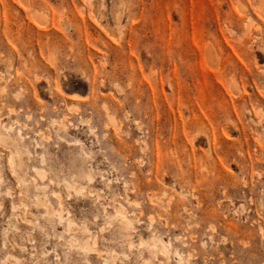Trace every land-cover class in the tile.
Returning <instances> with one entry per match:
<instances>
[{
  "label": "rangeland",
  "instance_id": "1",
  "mask_svg": "<svg viewBox=\"0 0 264 264\" xmlns=\"http://www.w3.org/2000/svg\"><path fill=\"white\" fill-rule=\"evenodd\" d=\"M262 1L0 0V264H264Z\"/></svg>",
  "mask_w": 264,
  "mask_h": 264
},
{
  "label": "bare ground",
  "instance_id": "2",
  "mask_svg": "<svg viewBox=\"0 0 264 264\" xmlns=\"http://www.w3.org/2000/svg\"><path fill=\"white\" fill-rule=\"evenodd\" d=\"M264 1V0H263ZM262 1V3H261V6H260V8H261V10H263V12H264V2ZM30 2V1H29ZM31 6V5H30ZM27 8V7H26ZM31 8V7H30ZM241 12H243V11H241ZM244 13V12H243ZM241 15V14H240ZM242 16H244V15H242ZM250 22H249V26L248 25H246V31L248 32L249 30H250V27H252V21L253 20H249ZM251 24V25H250ZM259 26V25H258ZM8 27H9V25H8ZM252 29V28H251ZM27 30V38H26V43H29V40H30V30L29 29H26ZM5 34H6V32H5ZM42 37H46V38H53V40L54 41H57V38L56 37H54V34H52V33H50L49 31H39V34H37L36 36H35V39H36V42L37 43H39L40 42V38H42ZM10 44V43H9ZM10 46H11V48L13 49V51L15 52V53H17L16 52V49L10 44ZM257 48H258V50H260L261 51V53L262 54H264V46L263 45H257ZM55 67H56V64H50V69H55ZM262 71H264V70H262ZM264 73V72H263ZM104 81V80H103ZM102 81V82H103ZM11 111V110H10ZM10 113H12V112H10ZM53 124H56L57 126H58V128L60 129V130H63V131H66L67 129H68V125H66V124H63V123H56V122H53ZM4 127V126H3ZM5 128V127H4ZM3 128V129H4ZM12 128V127H11ZM20 131V130H19ZM183 131H185V127H183ZM10 134V133H9ZM19 135H21V137H23L22 136V134L19 132ZM207 138V140H208V143H210V139L208 138V136L206 137ZM48 139H49V137H48ZM47 139V140H48ZM0 140L1 141H3L4 143H6V144H12V145H14L16 148H17V157L18 158H20V156H21V153H22V151L18 148V146H19V144H18V142H16L15 140H13L12 138H11V136H5V135H3V134H1V136H0ZM201 141V139H199L198 140V142H200ZM76 143V142H75ZM10 146V145H9ZM86 152V151H85ZM24 153L29 157V156H31L30 154H31V152L29 151V150H24ZM88 154V153H87ZM89 155V154H88ZM13 156H15V154L14 155H12V157H11V168H12V171L16 174V176L19 178V180H20V182L24 185L25 183H24V180H21V177H22V175H19L20 173H22V169H21V166L23 165L22 164V160L21 159H19V160H17L16 158H14ZM43 158V157H42ZM186 158H187V161H188V167H189V170L191 171V172H195L196 170H197V161H196V158H195V156L194 155H191V156H189L188 155V153H186ZM42 161L44 162V160L42 159ZM201 164L204 162V160L203 159H200V161H199ZM219 163L221 164V162L219 161ZM25 168V167H24ZM156 169L158 170L159 169V162L157 161V163H156ZM25 170H26V168H25ZM34 170H35V172L37 173V175L39 176V178L41 179V181L42 180H44L45 179V176H46V171L44 170V169H35L34 168ZM27 171V170H26ZM48 173V172H47ZM93 176L92 175H89L88 176V179H87V181H88V184L89 183H92L93 182ZM53 183V182H52ZM28 184V183H27ZM26 184V185H27ZM54 184V183H53ZM63 184H64V186L66 187V189L68 190V189H75L76 190V188H75V186L71 183V182H69V181H67V180H63ZM28 186V185H27ZM36 188L38 189V190H40V189H42V188H46V187H43L42 185H39V184H37L36 185ZM25 190L27 191V188L25 187ZM76 191H81L80 189L79 190H76ZM82 191H84L83 189H82ZM81 191V192H82ZM55 192V191H54ZM69 192V191H68ZM80 193V192H79ZM70 194V193H69ZM83 194V193H82ZM60 195V194H59ZM71 195V194H70ZM58 197V196H57ZM38 198V197H37ZM39 200V199H38ZM60 201V200H59ZM43 204V203H42ZM60 205V207H59V209L57 210V216H58V219H59V221H63V216H62V214L61 213H63L62 211H61V209L63 208L62 207V203H61V201H60V203H59ZM49 206V205H48ZM27 207V206H26ZM50 210V209H49ZM63 210V209H62ZM185 211V210H184ZM49 214V213H48ZM55 214H56V212H55ZM69 214V213H68ZM115 218H117L120 222H121V224L124 226V227H126V228H128V229H130V228H132V224H133V221L132 220H130L129 219V217L127 216V215H125L124 213H122L121 211H118V210H116L115 211V216H114ZM32 222V221H31ZM72 222H74V221H72ZM68 223H71V221L70 222H68ZM73 224H75V223H73ZM72 224V225H73ZM70 224H68V226H69ZM74 226V225H73ZM77 226V225H76ZM261 227V226H260ZM70 228V227H69ZM73 228V227H72ZM88 230H89V228H88ZM262 230V229H261ZM91 231V230H90ZM74 232V231H73ZM156 237V236H155ZM96 239V238H95ZM155 239V238H154ZM154 239H152V240H154ZM30 240V239H29ZM97 241H98V239H96ZM157 240V239H156ZM31 241V240H30ZM95 242V241H94ZM153 242V241H152ZM17 243V242H16ZM97 242H95V244H96ZM94 244V245H95ZM97 245V244H96ZM133 245V244H132ZM170 244H166V243H164L162 240H158V241H154V243H152L151 244V249H156V248H161V249H163L165 252H167V246H169ZM17 246H18V244H17ZM20 246H22V245H19V248H20ZM130 247H131V245H129ZM143 246V245H142ZM23 248H24V246H22ZM26 247V246H25ZM94 249V248H93ZM89 251H91V252H93L92 251V249L91 250H89ZM98 251V250H97ZM96 250H95V252H97ZM100 256V255H99ZM177 257H178V260H179V262L180 263H182L183 262V259H182V256L180 255V254H177ZM17 258V257H16Z\"/></svg>",
  "mask_w": 264,
  "mask_h": 264
}]
</instances>
